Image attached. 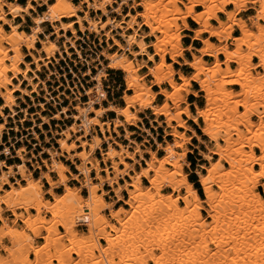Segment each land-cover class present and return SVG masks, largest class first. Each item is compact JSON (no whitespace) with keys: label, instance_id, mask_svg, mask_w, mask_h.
<instances>
[{"label":"bare ground","instance_id":"1","mask_svg":"<svg viewBox=\"0 0 264 264\" xmlns=\"http://www.w3.org/2000/svg\"><path fill=\"white\" fill-rule=\"evenodd\" d=\"M51 1L53 3L48 6L46 13L33 19L36 26L32 29V32L26 34L19 32L17 26L5 19L3 7L6 6L8 14L16 17L20 13H27L31 8L30 3L23 8L17 4H7L0 0V22L2 21L9 27V32H5L3 26L0 25V89H4V91L0 90V98L5 101V105L0 106V111L3 107H8L13 101V93L20 90L18 86H13V89L9 88V86H12L13 79L19 75H22L25 80L27 79V72L30 71L29 65H26L25 70L19 68V64L25 59L20 47L24 46L30 51L35 48L34 45L38 41L37 35L42 32L39 26L46 21L58 22L64 18H76V23L80 24L81 28L83 27L81 19L77 16V12L80 11L79 6L73 5L69 0ZM81 1L87 3L89 7L101 9L90 4L89 0ZM186 1L189 2V7L182 11L177 6L178 0H169L165 6L161 5L162 0H146L141 4L143 10L136 16H131L132 20L128 23L129 29L133 28L139 16L142 18L141 26L149 29L143 39L149 36L155 39L147 45L143 39L137 41L133 36L129 42V44H134L138 48V51L131 52L133 56H147L148 62H154V58L159 57L154 66L148 67L147 75L153 78L150 85L145 82L142 83L145 76L138 74V71L146 67L147 63L135 65L132 60L118 56L116 53L106 54V60L108 61L107 68L124 73L126 90L132 92V95L123 98L125 103L123 108L113 109L118 116L124 118L126 124L132 125L133 121L137 120V116L131 109L136 107L148 108L152 109L154 115L166 117L167 128H172L170 123L174 121L177 123L176 127L190 130L187 128L186 121L182 118L183 115L196 125L201 120L200 129L205 137L211 142H217L218 139L224 142V145H215V148L211 151L213 155L218 157V160L213 162L211 167L206 168L205 174L198 173L199 184L205 200L200 199L183 173L181 159L183 162L186 157L184 147L191 141V138L187 137L184 132H179L175 127L169 133L174 142L163 148V157L157 158L152 153V158L146 163L147 167L136 173L132 177V181L127 184L128 197L125 204L129 207V210L119 208L114 211L110 207V217L115 222L114 224H110L104 216L98 214L99 209L103 205H107L103 197L97 195L98 187L88 182L89 196L86 199L80 197L77 189L69 188L66 185L67 178L64 173L67 172V168L63 164L54 161L50 166V171L56 173L59 178L57 182H52L48 174V176L43 175L51 187L47 193L54 197V202L43 198V187L40 179L33 180L29 175L24 174L23 166L17 167L19 174L23 180L27 181V184L19 188H12L0 199V220H2L3 211L1 207L3 205L13 212H16L23 205L35 210L36 215L20 217L24 221V228L21 230H17L7 223L0 226V245L5 240H9L12 246L15 243H21L18 255L21 254V257L24 255L22 258L20 257L21 259L19 258L22 264H28L27 256L29 255L36 258L46 257L47 261L51 260L46 264H52V261L63 264V258H67L72 251L80 258L77 264H127L130 261L134 264H146L147 257L150 258L153 264H164L166 260H170L168 264H264V201L255 192V185L260 181H264V113L259 117L257 123H251L248 120L250 115H259V113L257 108L249 109L247 106L248 101L251 99L259 97L264 99V72L254 77L251 76L252 66L248 64L245 66L244 64L245 61L249 63L251 56L246 55L243 48H251L254 39L264 41V26H257L258 32H253L247 27L245 20L236 17L242 11L244 5L251 2L250 0ZM253 3L260 4L256 14L248 19V21L253 20L252 25H255L259 20H264V0H257ZM228 5H233V10L226 11L225 8ZM160 6L162 10H157ZM196 6L203 9L200 12H195L194 7ZM167 7L171 9L168 10ZM164 10L168 11L165 13ZM157 12L161 14V19L155 20ZM168 12H171V14ZM218 13L225 15L226 22L218 18ZM163 14L173 17L164 19ZM188 18L198 25V28L194 31L195 39L201 40L203 34H208L223 43L232 38L233 25L239 28L241 36L233 38L235 49L232 50H229L226 46L214 45L208 39L201 40L203 46L197 51L199 55H194L192 61L183 60L184 65L190 67L194 73L189 77L179 73L178 80L180 83H176L174 81L176 73L172 64L166 62L165 57L169 55L170 60L174 63L177 62L178 58L183 57L186 49L181 42V32L188 29ZM153 19L155 23L152 22ZM86 20L87 22L90 21L88 18ZM211 20L216 21L220 27L214 28L210 24ZM178 21H182L181 25L176 24ZM61 30L71 31L72 33L75 31L72 23L61 24ZM57 31L58 29L55 28V33ZM6 45L10 46V49ZM41 45L42 49L39 53H44L46 59L51 58L58 50L57 46L50 42L47 37L45 41H41ZM115 46L121 50L123 49L117 41H115ZM148 47L153 49V54L146 53ZM167 47L170 49H167ZM10 51H12V54L8 56ZM262 52H264V46L259 48L253 56L260 59ZM205 55L214 58L213 65L207 67V64L203 61ZM219 55L224 56L222 62L218 59ZM33 59L34 63L42 60L34 57ZM6 61L10 64H5ZM230 63L239 66L231 69ZM222 66H225V68H221ZM255 67L264 69V59H260ZM9 72L12 76H7ZM103 77H105V74L100 73L94 77V80L98 82V89L101 91L102 98L105 99L106 95L101 89V78ZM27 80L33 88L36 86L31 83L30 79ZM191 82L198 84L199 92L204 93L205 100V106L201 109L197 108L195 115H191L188 105L179 108V104L185 102L183 93L195 96L198 94V92L191 89ZM164 83H168L170 90L161 88ZM230 85L239 86L240 90L235 92L226 89ZM152 87H159V95L165 98L160 107L152 106L156 99V93L152 91ZM251 88L253 89L252 92ZM21 92L28 95L25 90ZM230 98H239L232 109L233 111L238 106L247 108L246 112L240 116L243 123L219 126L213 122L214 112L219 111L220 115H228L232 111L229 108ZM218 102L223 103L220 108L228 109L225 113H222ZM65 111L66 109L63 110V112ZM93 111L97 114L96 116L104 112L102 110ZM240 126L242 130L246 131V134H252L253 140L250 148L258 149L261 153L260 156L248 155L244 158L243 148L247 146L242 144L246 139H244V133L238 130ZM3 129L4 125H0V131ZM230 130L236 131L239 138L232 139ZM222 132L223 136L220 137ZM193 135L196 136L194 132ZM98 142L99 140H95V144L91 145V151L99 148ZM58 144L63 152L67 154L75 149V146L67 144V139L58 140ZM85 146L86 144L83 143L80 147ZM175 149H183V152L178 153ZM107 155L113 158L116 152L111 149ZM235 156H239L241 159L236 160ZM77 157L81 161L86 160L88 154L87 152L85 154L78 153ZM128 158L132 159V154H129ZM205 159L210 161L211 157L205 155ZM221 161L227 163L229 168L224 169ZM89 163L95 168L96 163ZM120 164L125 166L122 176L128 175V171L132 169L131 165L129 166L125 162H120ZM184 164L188 165L187 163ZM166 165L171 166L172 170L168 172ZM253 165L259 166L260 170L253 171ZM149 172H152L153 175H149ZM90 173L91 168H81L80 174L86 178ZM141 178L147 179L151 187L142 188ZM96 179L100 178L97 177ZM166 183L171 187L172 193H179L182 189L185 190V193L179 194L176 199L172 200V193L168 196L162 193L163 185ZM3 184H8L6 175L0 177V191ZM229 185H232L233 190L227 194ZM57 186H64V194L56 196L52 193V190ZM214 186L221 193L214 191ZM262 188H264V184H262ZM156 197L161 199L162 205L169 209V213L164 214L161 206L154 203ZM177 200H182L185 207H178ZM82 203H85L84 207L87 208L89 213L98 216L91 229H89V234L94 236L100 231L104 232V240L107 243V246L101 248V259L96 257V261H93V263H91L94 259L92 250L96 248L97 240H94L90 235L79 238V234L74 230V215L81 212ZM203 204L206 206L208 217L212 219L207 225L201 220L200 216V210L204 209ZM43 210L51 215L47 227L44 228L48 233L47 239L49 242L37 246L33 244V241L38 230L42 227H38L36 222L44 219L41 217ZM153 211L161 216L164 215L166 219L163 220V216V218H158L157 221L156 218L155 221L158 225L155 228L145 230L142 226L149 221L150 214ZM246 214H250V216L246 218ZM56 219H59V221L55 222ZM176 225L179 226L180 231H177V234L174 233L175 231L170 232ZM57 226L64 228L65 237L75 246L70 248L60 247L59 240L61 237L57 236ZM107 229H110L115 235H111L106 231ZM131 229H134L137 234L135 236L131 235L128 239L123 238ZM138 239L148 241V245L145 248L134 250L132 249L134 242H137ZM210 245L213 246V249L209 248ZM2 249L8 251V248ZM153 250H159L161 254L154 256ZM123 254L126 255L125 260ZM116 255L119 257L123 255L121 257L123 260L121 258L120 260L124 263H121L120 260L119 263L115 262Z\"/></svg>","mask_w":264,"mask_h":264},{"label":"crops","instance_id":"2","mask_svg":"<svg viewBox=\"0 0 264 264\" xmlns=\"http://www.w3.org/2000/svg\"><path fill=\"white\" fill-rule=\"evenodd\" d=\"M2 1L7 4H17L23 8L30 3L31 8L28 12L20 13L16 17L8 14L6 6L3 7L5 19L17 26L19 32L26 34H30L36 26L33 23V19L44 15L48 6L53 3L51 0ZM101 1L89 0V3L94 5L96 2L99 3ZM71 2L73 5L80 7L77 16L81 19L82 26L84 24L85 31L80 30V24L76 23V18H64L58 22L46 21L39 26L42 32L37 35L38 41L34 45L35 48L30 51L24 46L21 47V53L25 59H23V63L19 65V68L25 70L26 65H29L30 71L27 72L26 77L31 80L33 85H36V88L33 90L28 80H25L22 75L17 76L12 81V87L18 86L20 89L13 94L15 102L12 106L3 107L0 111V125H4V129L0 131V177L6 175L8 180V184L2 185L1 191H8L10 185H13L15 188L18 185L25 186L26 182L22 179L17 168L23 166L25 175H29L33 180L40 179L45 197L51 201V195L47 193L50 190V185L43 175L48 174L49 176H47L52 182L58 181L57 174L50 171V166L55 161L67 168V172L64 173L68 180L66 185L72 189H79L82 197H85V194L87 195V190L82 188L84 176L77 169L80 166V162L75 158L70 159V157L80 152L61 153L55 145L58 140H61L59 137L73 123H76L72 119L76 116V107L82 106L84 109L88 108L89 98L86 92L97 84L94 77L98 70H103L104 63L106 62V58L99 56L98 53H101V49H105L106 51L112 48L115 49V52H108V54L120 51L115 46L113 39L105 37L106 32H112L111 29L100 31L99 36L97 34L93 35V33L88 31L86 19L88 18L95 22L101 21L102 23H105L108 17L113 20H119V15L115 13V10L118 8L121 0H113V5L105 8L106 15L102 10L89 8L88 4L83 3L81 0H71ZM125 8L123 7L121 11L122 17L127 16ZM225 9L226 11H231L233 10V6L228 5ZM253 9V6L249 5L245 10L239 12L236 17L242 18L249 24L248 19L255 15ZM201 10L196 9L195 12H200ZM218 18L226 22L223 13H218ZM67 23L73 24L76 38H74L71 31L65 32L61 30V24ZM187 24L189 30L181 32V42L186 49L183 57L178 58L176 63L169 62L176 73L174 77L176 81L178 80L179 73L186 77L191 74L189 67L184 65L183 60L191 61L194 55H199L197 51L203 46L201 40L208 39L212 44L217 46L224 44L218 42L217 38L210 37L208 34H203L201 40L195 39L194 31L198 28V25L192 20H188ZM210 24L214 28H219V24L214 20H211ZM0 25L3 26L5 32H9L7 24L1 21ZM55 28L58 29L56 33ZM112 36L115 37V41H118L121 46H126L120 32L116 31ZM137 36L140 37V33ZM231 36L232 38L240 36V31L237 27L233 28ZM46 37L58 48L54 55L47 59L44 53H39L42 49L41 41H45ZM147 39L145 37L143 41L149 44L147 43ZM68 40L75 43V51H72V46ZM230 43L231 41H227V44ZM84 47H88L89 49L86 50ZM131 48L133 52L138 51L135 45H132ZM86 51H89L90 55L87 56L85 54ZM126 52L129 53L128 50ZM146 53L150 52L146 51ZM33 57L36 59L41 58L42 60L34 63ZM88 57L89 61H87ZM218 59L219 61H223L224 58L219 55ZM203 60L206 63L214 62V59L207 55L203 56ZM136 62L139 64L147 63L146 67L143 68V72L147 73V67L151 65L147 57L140 55L136 58ZM105 68V77L101 79V86L106 95L105 99L94 103L91 107L94 110H102L104 112L99 117H96L92 112L89 113L88 119H97L98 124L91 128L90 136L85 140L89 142L94 137H97L101 141L100 148L95 150L93 155L89 157V162L96 163L99 172L92 169L89 176L93 184L99 185L97 195H103L104 201L115 211L119 208H124L126 191L123 187L125 183H130V177L146 168V163L150 160L151 153H154L157 158H161L163 156L162 148L166 144L171 143L173 138L169 136L171 129L167 128L164 118L155 116L151 109L143 111L131 109L137 116V120L132 125L126 124L124 118L118 116L113 111V109L124 107L123 97L126 90L123 88L122 83H119L120 76L116 71L107 69V66ZM231 89L234 90L233 88ZM22 90L28 92V95L23 94ZM159 90V87H153V92L157 94L153 106H160L164 101L162 96L158 95ZM192 90L199 93V90ZM186 99L191 115H195L197 108H202L199 94L196 96L189 94L186 96ZM4 105V101L0 99V106ZM64 109H66L65 112H63ZM56 116H58V119H56ZM182 118H184L187 128L190 130H183L181 128L177 130L184 132L187 137L191 138L189 144L186 145V163L188 165L183 167V171L188 182L201 198L198 173H203L202 167L204 164L200 163L202 161L201 153L203 152L200 150V147L204 148V144L200 141L201 134L197 132L198 125L185 116ZM117 121L118 125H116ZM172 125L174 126L175 124ZM193 132L196 134L195 137ZM70 135L71 137H75L74 142L83 136L81 132L70 133ZM109 147H112L116 152H120L122 148L125 153H122L121 158H123L126 164L131 165L132 169L128 171V175L119 178L117 182L111 184L105 182L101 184L100 180L96 179V177L98 176L100 179L105 180V171L107 170L110 174L109 178H113V172L109 167L112 166L113 162H119V158H115L114 161H104V155L107 153ZM54 154L58 156L52 158L51 156ZM128 154H132V159L127 157ZM86 167L90 168L91 164H87ZM119 170H124V165H120ZM119 189L120 191L117 193ZM52 193L56 196L62 195L64 193V186L55 187ZM1 208L3 211L2 220L13 221L14 216L12 212L7 211L4 206ZM104 214L109 217V210H105ZM2 220H0V226L2 225ZM78 231L85 232L86 230L82 229Z\"/></svg>","mask_w":264,"mask_h":264},{"label":"rangeland","instance_id":"3","mask_svg":"<svg viewBox=\"0 0 264 264\" xmlns=\"http://www.w3.org/2000/svg\"><path fill=\"white\" fill-rule=\"evenodd\" d=\"M69 1H71V0H69ZM76 1V0H75ZM146 0H121V3L118 5V8L115 10V13H117V15H119V20H113L112 18H107L106 19V22L105 23H102L101 21H98V22H95V21H93V20H90V21H88L87 22V26H88V31L89 32H91V33H93V35H95V34H97L98 36H99V34H100V31H106V30H108V29H111L112 30V32H109V33H105V37H107L108 39H113L114 40V43H115V37H113L112 36V34L113 33H115L116 31H118V32H120L121 33V37L124 39V42H125V44H126V46L124 47V46H122L123 47V49L121 50L119 47V49H120V51L119 52H116V54L118 55V56H121V57H123V58H127L128 60H132L133 61V63L136 65V64H139V63H137L136 62V58L137 57H135V56H133L132 55V53L131 52H133V49L131 48V46L132 45H134V44H129V42L131 41V38L133 37V36H135V38H136V40L137 41H140V40H142L143 39V36H145L148 32H149V29L147 28V27H145V26H141V23H142V18L141 17H137V19H136V21H135V23H134V26H133V28H131V29H129L128 28V23L132 20V17L131 16H136L139 12H141L143 9H142V7H141V4L143 3V2H145ZM152 1H158V0H152ZM179 1V3H177V6H178V8L179 9H181L182 11H185V8L186 7H189V2L188 1H186V0H178ZM251 2H248V3H246L245 5H244V7H243V9H242V11L243 10H245L246 8H247V6H249V5H251V6H253V10L255 11V14H256V11H257V9H259V5L260 4H258V3H253L254 1H257V0H250ZM253 1V2H252ZM259 1V0H258ZM53 2V1H52ZM119 2V1H118ZM169 2V0H162V6H165L167 3ZM94 5H96V6H98V7H100L101 9L100 10H102L103 11V13L106 15L107 14V12L105 11V8L107 7V6H110V5H113V0H102L101 2H99V3H95ZM233 6V5H232ZM123 7H126L125 8V12H127V16L126 17H122V15H121V11H122V9H123ZM89 8H91V7H89ZM93 9H96V8H94V7H92ZM168 8V10H170L171 8H169V7H167ZM196 9H203L202 7H199V6H196V7H194V11L196 10ZM96 10H99V9H96ZM157 10H162L161 9V6L160 7H158L157 8ZM167 10V11H168ZM166 10H164V12L166 13L167 12ZM129 12V13H128ZM161 13H162V11H160ZM169 14H171V12H168ZM168 15V14H167ZM156 17H155V20L156 19H161V14L160 13H158L157 12V14L155 15ZM225 16V15H224ZM163 17H165L164 19H171V17H173V16H170V15H168V16H165V14H163ZM188 20H191L190 18H188L187 19V21ZM152 22L153 23H155L154 22V19L152 20ZM224 22V21H223ZM250 23L249 24H247V27L251 30V31H253V32H258V29H257V26H264V20H259L258 21V23L257 24H255V25H252V22H253V20H251V21H249ZM181 23H182V21H178L176 24H178V25H181ZM121 26V27H120ZM219 27H220V25H219ZM234 27H237V26H235V25H233V28ZM238 28V27H237ZM239 29V28H238ZM80 30L81 31H85L84 30V24H83V27L81 28L80 27ZM171 30H172V28H171ZM240 31V30H239ZM32 32V31H31ZM138 33H140V37H138L137 36V34ZM130 35V36H129ZM160 35V34H159ZM73 36H74V38H76V34H75V31H74V33H73ZM240 36H241V31H240ZM239 36V37H240ZM148 39H147V43H151L152 41H154L155 39H154V37H147ZM130 39V40H129ZM227 41H231V43L230 44H227ZM227 41H224L223 43V45H220L219 47H222V46H226L229 50H232V49H235V41L233 40V38H229ZM68 42L70 43V45L72 46V51H75V43L74 42H72V41H69L68 40ZM80 42V41H79ZM118 42V41H117ZM219 42V41H218ZM120 44V43H119ZM149 44H147V45H149ZM203 44V43H202ZM84 46V45H83ZM262 46H264V41H261V40H255L254 39V41H253V44H252V46H251V48H247V47H243L244 49H245V52L244 53H246V55H248L249 57H250V59H249V63L248 62H244V64H245V66L248 64V65H251L252 66V70H251V76L252 77H254V76H257V74H259V73H262V72H264V69H262V67H255V65H257V63L260 61V59H264V52H262V55H261V58L259 59L258 57H255V56H253V55H255L256 54V51L259 49V48H261ZM6 47L7 48H9L10 49V46H8V45H6ZM21 47H23V46H21ZM21 47H20V51H21ZM41 47H42V45H41ZM117 47V46H116ZM125 48V49H124ZM84 49H86V50H88L89 48L88 47H84ZM97 49H100V48H97ZM167 49H170L169 47H167ZM102 51H101V53H98V55L99 56H104L105 58H106V54H108V52H115L114 50V48H112V49H109V51H106L105 49H101ZM129 51V53H127L126 51ZM93 51H95L94 49H93ZM146 51H149L150 53L149 54H153V49L152 48H147L146 49ZM56 52V51H55ZM83 52V51H82ZM10 54H12V51H10L9 53H8V56L10 55ZM85 54L88 56V55H90V52L89 51H86L85 52ZM109 54H113V53H109ZM46 56V55H45ZM206 56V55H205ZM222 56V55H221ZM52 57V56H51ZM147 57V56H146ZM223 58H224V56H223ZM214 59V58H213ZM90 59H89V57H88V59H87V61H89ZM147 60H148V58H147ZM158 60H159V57L158 56H156L155 58H154V62H151V65L149 66V67H151V66H154L155 65V63L156 62H158ZM165 60H166V62L167 63H169V62H172L171 60H170V58H169V55H167L166 57H165ZM192 60H193V57H192ZM191 60V61H192ZM224 60V59H223ZM204 61V60H203ZM205 62V61H204ZM220 62H222V61H220ZM23 63V62H22ZM172 63H174V62H172ZM206 63V62H205ZM214 63V62H213ZM213 63H206L207 64V67L208 66H211V65H213ZM5 64H7V65H9L10 64V62H8V61H6L5 62ZM21 64V63H20ZM19 64V65H20ZM140 64H143V63H140ZM170 64V63H169ZM92 65H94V64H92ZM108 65V61L106 60V62L104 63V67H103V70L102 71H97V73H96V71H95V73H96V76L97 75H99L100 73L101 74H105V66H107ZM147 65V64H146ZM230 65V68L231 69H235V68H237L239 65H237V64H235V63H230L229 64ZM28 68H29V66H28ZM145 68V67H144ZM221 68H225V66H222ZM26 69V68H25ZM107 69H109V68H107ZM189 69H190V72H191V74L189 75V76H191L193 73H194V71L189 67ZM111 70H113V69H111ZM114 71H116V73L120 76V79H119V83H122V85H123V88H125V90H126V85H125V81H124V73L123 72H121V71H118V70H114ZM147 72H148V67H147ZM138 74L139 75H143V76H145V78L143 79V81H142V83L143 82H145L146 84H148V85H150L152 82H153V78L151 77V76H148L147 75V73H144L143 72V68L141 69V70H139L138 71ZM176 75V74H175ZM175 75H174V77H175ZM7 76H12V74L9 72V73H7ZM95 76V77H96ZM188 76V77H189ZM178 78H179V76H178ZM102 79V78H101ZM176 83H180V81L179 80H174ZM95 82H97V81H95ZM90 85H92V84H90ZM9 87H11V89H13V87L12 86H9ZM161 87L163 88V89H167V90H170V87H169V85H168V83H164V84H162L161 85ZM34 88H36V86L34 87ZM33 88V90H35ZM231 88H233L234 90H232ZM101 89H102V87H101ZM191 89H196V90H199V86H198V84L197 83H194V82H191ZM226 89H228V90H232V91H235V92H237V91H239L240 90V87L239 86H236V85H230V86H227L226 87ZM1 91H4V89L3 88H1L0 89ZM100 90L98 89V82H97V84L92 88V89H88L87 90V92H86V95L88 96V98H89V103H88V108H86V109H84L82 106L81 107H76V109H75V113H76V116H74L72 119H73V121H75L76 123H73V125H71V127H69L67 130H66V132L65 133H63L59 138H61V140H63V139H67V144H69V146H75V149L74 150H72L71 152H73V153H75V152H80V153H86L87 152V154H88V158H86V160H80L78 157H77V154H75L73 157H70V159H77V160H79V162H80V166L77 168L78 169V171H79V173L81 172V168H87L86 166H87V164H90L89 163V157L91 156V155H93V153L95 152V150L93 151H91V149H92V147H91V145H94L95 144V140H99L97 137H94L91 141H86L85 139L86 138H89V136H90V133H91V128L94 126V125H97L98 124V121H97V119H88V116H89V113L90 112H92V113H94V109L93 108H91L92 107V105L95 103V102H101L102 100H103V98L101 97L100 98V96H101V91L99 92ZM102 91H103V89H102ZM152 91H153V87H152ZM253 91V89L251 88V92ZM14 94V93H13ZM199 94V96H200V99H201V101H202V108L205 106V100H204V93H201V92H199L198 93ZM130 95H132V92H130V91H127L126 90V92H125V95H124V97L125 96H130ZM158 95H159V93H158ZM188 95V94H187ZM185 93H183V97L185 98V102H183V103H180L179 104V108H183V107H185V106H187V99H186V96H187ZM156 96H157V94H156ZM123 97V98H124ZM162 98L165 100V98L162 96ZM0 99H2V98H0ZM3 100V99H2ZM238 100H239V98H230L229 99V108H230V110H232L233 108H234V105H235V103H237L238 102ZM262 100H264V99H261V97H259V98H255V99H251V100H249L248 101V103H247V106H248V108L249 109H253V108H257V112L259 113V115L258 114H256V115H250V117H249V121L251 122V123H257L258 121H259V117L260 116H262V113H264V101H262ZM4 101V100H3ZM124 101V100H123ZM14 102H15V100H14V96H13V101L8 105V106H12L13 104H14ZM94 102V103H93ZM4 103H5V101H4ZM163 103H164V101H163ZM162 103V104H163ZM124 105H125V103H124ZM172 105V104H171ZM218 105H219V108H220V106L221 105H223V103L222 102H218ZM153 106V105H152ZM161 106V105H160ZM160 106H153V107H160ZM173 106V105H172ZM140 107H136L135 108V111H143V110H145V109H148V108H144V109H139ZM201 109V108H200ZM221 110H222V113H225L228 109H226V110H224V107H222V108H220ZM246 109L247 108H245V107H243V106H238L237 108H236V110L235 111H231L228 115H220L221 113L219 112V111H216V112H214V115H213V122H215L217 125H219V126H222V125H235L236 123H243V121L242 120H240V116H242L245 112H246ZM152 110V109H151ZM219 110V109H218ZM171 113H173L172 111H171ZM95 115H97L96 113H94ZM154 114V113H153ZM100 116V115H99ZM99 116H96V117H99ZM155 116H157L158 117V115H155ZM184 116V115H183ZM182 116V117H183ZM161 117H163L164 118V121H165V123H166V117H164V116H161ZM186 117V116H185ZM56 119H58V117L56 118ZM184 119V118H183ZM79 121H80V125H79ZM135 121H133V123H134ZM171 126H172V128L171 127H168L169 129H171V132L174 130V127L176 128V129H180L179 127H176L177 126V123L176 122H174V121H172L171 123ZM172 124H175L174 126L172 125ZM201 120H199V122H198V131H199V134H201V140L200 141H202L203 142V144H204V148H202V146L200 147V150L203 152V153H201V155H202V161L200 162L201 164H204V166L202 167V171H203V173L202 174H205L206 173V168H208V167H211L212 166V164H213V162H216L217 160H218V157L217 156H215V155H213L212 153H211V151L215 148V145H224V142L221 140V139H218L217 140V142H211L207 137H205L203 134H202V131H201V129H200V126H201ZM116 125H118V121L116 122ZM167 125V124H166ZM222 129V128H221ZM79 130H82V134H83V136L82 137H80V138H78L77 140H76V142H74V140H75V137H71V135H70V133H72V134H75V133H78V131ZM184 130V129H183ZM238 130L239 131H241L242 133H244V135H245V137H244V139H246V140H244L243 142H242V144L243 145H245V146H247V147H244L243 148V151H244V158L246 157V156H248V155H254V156H260L261 155V153H260V151L258 150V149H251L250 148V144L252 143V140H253V138H252V134H246V131L245 130H242V127L240 126L239 128H238ZM230 133L232 134V139H238L239 138V136H238V134H237V132L236 131H234V130H230ZM223 134V132L222 133H220V137L221 136H223L222 135ZM43 138H44V135H43ZM248 138V139H247ZM172 142H174V139H173V141ZM171 142V143H172ZM51 143V142H50ZM83 143H85L86 144V146L85 147H80ZM99 148H100V146H101V141L99 140ZM171 143H168V144H166L165 146H167V145H169V144H171ZM187 144H189V142L187 143ZM186 144V145H187ZM79 146V147H78ZM55 147L56 148H58V151L59 152H61V153H64L63 152V150L60 148V146H59V144H58V141H57V143H56V145H55ZM98 148V149H99ZM164 148V147H163ZM163 148H162V151H163ZM185 149V152L187 153V148H186V146L184 147ZM114 150L112 147H109V149H108V151H107V153L110 151V150ZM97 150V149H96ZM115 151V150H114ZM175 151L176 152H178V153H182L183 152V149H175ZM89 152V153H88ZM116 152V151H115ZM107 153L104 155V161H108V160H110V161H114L115 160V158H119V162L118 163H116V162H113L112 163V172H113V178H109V172L106 170L105 172H106V179L105 180H103V179H98V180H100V182H101V184H103V183H105V182H108V183H113V182H117V180L119 179V178H122V177H124V176H122V174H123V171L125 170V166H124V170H119V166L120 165H123V164H120V162H124L123 161V158H121V155H122V153H125V151L121 148V151L120 152H116V155L113 157V158H111L110 156H108L107 155ZM163 155H164V151H163ZM205 155L206 156H210L211 157V160L209 161H207L206 159H205ZM58 155L57 154H54V155H52L51 157L52 158H55V157H57ZM128 156H129V154H128ZM127 156V157H128ZM163 157V156H162ZM151 158H152V153H151ZM150 158V159H151ZM235 158H236V160H240L241 159V157H239V156H235ZM54 162V161H53ZM52 162V163H53ZM184 163H186V157L184 158V160H183V162H182V159H181V164H183V167L184 166H186V164H184ZM221 165L223 166V168L224 169H228L229 168V165L227 164V163H225L224 161H221ZM146 167H147V164H146ZM91 170L92 169H95L96 170V172H99V169H98V166L96 165L95 166V168L94 167H92V165H91ZM166 169H167V171L169 172L170 170H172V167L171 166H168V165H166ZM252 169H253V171H259L260 170V167L259 166H257V165H253L252 166ZM143 170V169H142ZM141 170V171H142ZM140 171V172H141ZM183 173H184V171H183ZM185 174V173H184ZM201 174V173H200ZM136 175V173L134 174V176ZM149 175H153V173L152 172H149ZM84 176V175H83ZM134 176H132V177H134ZM98 177V176H97ZM96 177V178H97ZM132 177H130V182L132 181ZM198 177H199V175H198ZM89 179V180H88ZM25 181V180H24ZM68 181V180H67ZM26 182V184H27V181H25ZM88 182H90V183H92L93 184V181L90 179V176H89V174H88V176H87V178L84 176V184H83V186H82V188H84V189H86L87 190V195L85 194V197H82L81 195H80V191H79V189H77L78 190V194H79V196L80 197H82V198H84V199H86L88 196H89V190H88ZM25 184V185H26ZM128 184V183H127ZM127 184L125 183V185H124V187H123V189L126 191V194H125V200L127 199V197H128V191H127V188H126V186H127ZM262 184H264V181H260L259 183H257L256 185H255V192L256 193H258L260 196H261V199H262V201H264V188H262ZM95 185V184H94ZM97 187H98V189H97V192H98V190H99V185H96ZM141 186H142V188H147V187H151V185H150V183H149V181L147 180V179H145V178H141ZM199 186H200V184H199ZM19 187H21L20 185H18L16 188H19ZM12 188H15L13 185H10V189L8 190V191H10ZM200 188H201V186H200ZM228 188H229V190H228V192H227V194L230 192V191H232L233 190V188H232V185H229L228 186ZM50 189H51V187H50ZM128 189H130V188H128ZM213 190L214 191H217V192H219V193H221L220 192V190H218V188L216 187V186H214L213 187ZM120 191V189L117 191V193ZM172 190H171V187L166 183L165 185H163V188H162V193H163V195H166V196H168L169 194H171L172 192H171ZM7 193V191H0V199L5 195ZM185 193V190L184 189H182L179 193H172L171 194V199L172 200H174V199H176L177 197H178V195L179 194H184ZM64 194V193H63ZM99 196H103V195H99ZM43 198L45 199V200H47V201H49L46 197H45V192H44V190H43ZM51 201L50 202H54V197L51 195ZM202 201H204L205 200V197H204V194H203V192H202V190H201V198H200ZM104 200V199H103ZM154 203L155 204H158V206H161V210H162V212L165 214V213H169V209L165 206V205H162V202H161V199L159 198V197H156L155 198V200H154ZM107 204V203H106ZM176 204H177V206L178 207H185V204H184V202L182 201V200H177V202H176ZM83 205V206H82ZM4 206V205H3ZM85 206V203L83 204H81V212H77L75 215H74V219H73V223H74V230H75V232H77V234H79L78 235V237L79 238H85V237H87V236H89L90 234H89V229H91V227L93 226V224L95 223V220H97V218H98V216L97 215H94V214H92V213H88V214H84V212H83V210H84V208H86V207H84ZM5 207V206H4ZM84 207V208H83ZM110 205H109V207H108V204L107 205H103L100 209H99V211H98V214L99 215H101V216H104L109 222H110V224H114L115 222L111 219V217H110V213H111V209H110ZM203 207H204V209H202V210H200V216H201V220L202 221H204V223L207 225V224H209L211 221H212V219L211 218H209L208 216H209V214L207 213V211H206V206L203 204ZM5 209L7 210V211H10V210H8V208H6L5 207ZM87 209V208H86ZM124 209L125 210H129V207L125 204V201H124ZM105 210H109V217H107L105 214H104V212H105ZM45 210H43V212L41 213V217H43L44 219L43 220H38L36 223H37V225H38V227H42L41 229H39L38 230V232H37V234H36V237L34 238V241H33V244H35V245H37V246H40L41 244L43 245V244H45V243H47V242H49V240L47 239L48 237V233H47V231L44 229L45 227H47V222H49V220H50V218H51V215H50V213H48L47 211H45ZM10 212H12V214H13V216H14V219H13V221H11V222H8L6 219H3L2 221H1V226H4L6 223L9 225V226H11V227H13V228H15V229H17V230H21L22 228H24V224H23V219H21L20 217H22L23 218V216H25V217H29V216H32V215H36V211L35 210H33V209H30L29 207H26V206H21V208H19V209H17L16 210V212H13V211H10ZM164 216V215H163ZM163 216H161L159 213H156V211H153L151 214H150V218H149V221L145 224V225H143L142 227L145 229V230H147V229H151V228H155L157 225H158V223L156 224V222L158 221V218H160V217H162L163 218ZM246 216V218H247V216H250V214H246L245 215ZM243 217V216H242ZM156 218H157V221H155L156 220ZM79 219H86L87 220V224H85V226L86 227H84V226H81V225H79L80 223L82 224V222H78V220ZM164 219H166V217L164 216V218H163V220ZM59 221V219H56L55 220V222H58ZM58 224V223H57ZM82 229H85L86 231L85 232H79L78 230H82ZM180 228H179V226H174L171 230H170V232H173V231H175L174 233L175 234H177L178 232L177 231H180L179 230ZM190 229H193V228H190ZM106 231H108L111 235H115L114 234V232H112V231H110V229H107ZM128 232V231H127ZM57 233H58V237H61V239L59 240V244H60V247L61 248H70V247H73V246H75L71 241H69L65 236H66V233H65V230H64V228L62 227V226H57ZM163 233V232H162ZM137 234V232H135L134 231V229L132 230H129V232L128 233H126V236L125 237H123V238H125V239H128V238H130V236L132 235V236H135ZM94 240H97V242H98V244H97V246H96V248L95 249H93L92 251V255H93V257H94V259L92 260V262L91 263H93V261H96V257L97 258H100L101 259V257H102V255H101V248H103L104 246H107V243L105 242V240H104V232H99V233H97V234H95L94 236L93 235H90ZM145 239V238H144ZM144 239H138L137 240V242H134V246H133V248L132 249H134V250H139V249H142V248H145L147 245H148V241H146V240H144ZM2 248H8V251H3V249ZM209 248L210 249H213V246L212 245H210L209 246ZM21 249V243H15L14 244V246H12V244L10 243V241L9 240H5V241H3L2 242V244L0 245V264H22V262L19 260V258L21 257L20 255H18V251ZM131 249V250H132ZM153 254H154V256H156V255H160L161 254V252L159 251V250H153ZM124 255V257H123V259L125 260V254H123ZM122 255V256H123ZM117 256V255H116ZM121 256V257H122ZM22 257H24V255L22 256ZM21 257V258H22ZM121 257H119V256H117L115 259H114V261L115 262H117V263H119V260H120V258ZM20 258V259H21ZM117 258H119L118 259V261H117ZM79 257L76 255V254H74V251H72L71 253H69L68 254V256H67V258L66 257H64L63 258V264H77V262L79 261ZM122 259V258H121ZM122 259V260H123ZM21 262H19V261ZM24 260V258L22 259V261ZM27 260H28V264H46V262L48 263L49 261H51V260H48L47 261V259H46V257H42V258H36L35 256H31V255H29V256H27ZM122 260H120V262L121 263H124V261H122ZM169 261L170 260H166L165 261V263L164 264H168L169 263ZM52 264H58V262L57 261H52ZM79 264H83V263H79ZM84 264H86V263H84ZM88 264H90V263H88ZM120 264V263H119ZM127 264H134L133 262H127ZM146 264H153V262L150 260V258H146Z\"/></svg>","mask_w":264,"mask_h":264},{"label":"built area","instance_id":"4","mask_svg":"<svg viewBox=\"0 0 264 264\" xmlns=\"http://www.w3.org/2000/svg\"><path fill=\"white\" fill-rule=\"evenodd\" d=\"M101 97L102 96H100V98ZM79 125H80V121H79ZM78 132H82V130H79ZM109 169L112 170V166L109 167ZM83 212H84L85 215L89 213V211L86 208H84ZM78 222H82V224L80 223L79 225L84 226V227H86L85 224L88 223L86 219H79Z\"/></svg>","mask_w":264,"mask_h":264},{"label":"trees","instance_id":"5","mask_svg":"<svg viewBox=\"0 0 264 264\" xmlns=\"http://www.w3.org/2000/svg\"><path fill=\"white\" fill-rule=\"evenodd\" d=\"M197 132L199 133V131L197 130ZM197 188V187H196Z\"/></svg>","mask_w":264,"mask_h":264}]
</instances>
